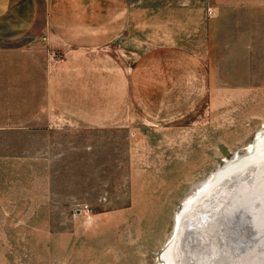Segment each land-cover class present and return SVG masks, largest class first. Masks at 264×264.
<instances>
[{
    "label": "rangeland",
    "instance_id": "374dc122",
    "mask_svg": "<svg viewBox=\"0 0 264 264\" xmlns=\"http://www.w3.org/2000/svg\"><path fill=\"white\" fill-rule=\"evenodd\" d=\"M235 1L127 0L139 44L123 58L137 67L139 119L124 121L131 131L53 134L97 146H57L54 164L41 159L40 136L18 130L40 94L46 18L59 6L83 25L89 6L90 26H100L101 5L38 0L32 30L0 42V264H162L183 200L264 133V36L244 32ZM8 49L12 62L27 56L21 92L17 63L4 68ZM153 78L162 89L152 90Z\"/></svg>",
    "mask_w": 264,
    "mask_h": 264
},
{
    "label": "crops",
    "instance_id": "0c3cea01",
    "mask_svg": "<svg viewBox=\"0 0 264 264\" xmlns=\"http://www.w3.org/2000/svg\"><path fill=\"white\" fill-rule=\"evenodd\" d=\"M83 1L88 5L92 1L101 5L99 13L103 23L100 21V26H90L89 6L80 10L87 16V22L83 25L75 23L80 18L68 15L59 6L49 11L42 35V45L46 52L40 63V94L34 98L36 104L33 113L25 114L24 123L23 115L19 116L22 125L18 130H33L40 136L43 142L40 155L41 159L44 157L45 165L56 163L55 159L64 154L54 153L57 146L62 149L67 143L69 150L97 147L85 138L78 143L55 141L52 136L55 133L81 135L108 129L122 130L124 126H130L131 131L133 126L124 121L131 123L139 119L140 82L136 75L137 67L129 60L124 62L123 58L124 55L131 58L129 54L138 53L139 29L137 20L132 17L133 4L128 17L129 9L124 10V6L128 5L127 0ZM235 3L242 4L244 32L249 37H263L264 0H238ZM38 13V0H0V42L16 41L26 35L36 24ZM129 19L130 28H124V21L128 24ZM111 21L114 23L110 24ZM146 36L147 44L150 45L148 50L154 52L155 32L147 30ZM20 53V59L12 62L8 49L4 53L3 64L9 70L12 64L17 63L21 92V86L24 88L27 81L28 63L26 54L22 58ZM7 77V86H10L11 77ZM150 85L153 91L156 85L162 89V84L154 78ZM27 118H34L33 129L26 125ZM3 129L5 127L0 126V130ZM36 158L39 159V151L36 152Z\"/></svg>",
    "mask_w": 264,
    "mask_h": 264
},
{
    "label": "bare ground",
    "instance_id": "6f19581e",
    "mask_svg": "<svg viewBox=\"0 0 264 264\" xmlns=\"http://www.w3.org/2000/svg\"><path fill=\"white\" fill-rule=\"evenodd\" d=\"M247 148L183 200L172 238L160 255L162 264H203L201 256L215 249L209 242L215 227L224 253L233 247L242 252L245 264H264V133ZM183 217L193 222L183 226L181 239ZM232 229L238 232L235 240L229 237ZM187 252L194 262L187 261Z\"/></svg>",
    "mask_w": 264,
    "mask_h": 264
},
{
    "label": "water",
    "instance_id": "95a60500",
    "mask_svg": "<svg viewBox=\"0 0 264 264\" xmlns=\"http://www.w3.org/2000/svg\"><path fill=\"white\" fill-rule=\"evenodd\" d=\"M238 156H241V155H239V154H237L236 156H232L231 158H229V159H227L228 161H231V160H233V159H235L236 157H238ZM227 160H225L224 161V163L220 166V167H222L224 164H225V162L227 161ZM219 168V167H218ZM217 168V169H218ZM216 169V170H217ZM215 170V171H216ZM214 171V172H215ZM183 205V204H182ZM215 215V214H214ZM212 216V215H211ZM193 222V220L191 221V220H189V219H187V217H183L182 219H181V221H180V229H179V232H178V238H183L184 237V230H186L187 228H185V229H183L184 227L183 226H186L187 227V225H189V223H192ZM186 224V225H185ZM232 232H230V235H229V237L231 238V239H233V240H235V238H237V231H235V230H231ZM211 239L209 240V242H210V244L212 245V246H215L214 248V250L212 249L211 250V255L209 254V255H206V257L204 256H201V260L203 261V264H221V263H223V264H225V263H227V261H226V259L227 260H229V264H245L244 262H243V257L244 256H242V252L240 251V250H236V249H234L233 247L229 250V252H225L224 253V250L222 249V237H221V234L219 233V230H217L216 229V227H215V231H214V233L212 234V236L210 237ZM169 242H167V244H168ZM213 243V244H212ZM166 244V245H167ZM166 245H165V247H166ZM164 249V248H163ZM163 249H162V251H163ZM227 254V255H226ZM228 256L227 258H225V256ZM186 256H187V261L189 260L190 262H194L193 261V259H192V257L189 255V253L187 252V254H186ZM160 257V259H162L161 258V256H159ZM194 264H195V262H194ZM262 264V263H261Z\"/></svg>",
    "mask_w": 264,
    "mask_h": 264
}]
</instances>
